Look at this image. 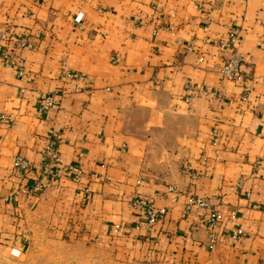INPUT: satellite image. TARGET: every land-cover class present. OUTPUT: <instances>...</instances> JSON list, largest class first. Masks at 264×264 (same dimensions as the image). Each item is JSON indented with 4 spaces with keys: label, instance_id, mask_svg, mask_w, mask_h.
Wrapping results in <instances>:
<instances>
[{
    "label": "crops",
    "instance_id": "crops-1",
    "mask_svg": "<svg viewBox=\"0 0 264 264\" xmlns=\"http://www.w3.org/2000/svg\"><path fill=\"white\" fill-rule=\"evenodd\" d=\"M232 31L238 82L219 74ZM73 162L79 179L56 174ZM189 197L216 212L214 244ZM38 238L69 264H264V0H0V256Z\"/></svg>",
    "mask_w": 264,
    "mask_h": 264
},
{
    "label": "built area",
    "instance_id": "built-area-1",
    "mask_svg": "<svg viewBox=\"0 0 264 264\" xmlns=\"http://www.w3.org/2000/svg\"><path fill=\"white\" fill-rule=\"evenodd\" d=\"M81 15L78 14L75 16L76 22H80ZM236 34L235 31H232L227 36L226 42H222L219 44V47L221 49H227V56L223 59L222 63L219 66V74L221 79H227L232 82H238L242 79L243 76V70L241 69V65L243 64V56L241 52H239L234 46L236 42ZM19 44L25 45L28 44L27 40L24 37L19 38ZM17 72L19 74L22 73V69L18 68ZM62 73L64 75L69 76L70 72L66 70L65 68H62ZM249 85L248 84H242V89L244 91L248 90ZM211 92L218 94L217 88L210 89ZM241 98H245V94H242ZM185 100L188 99V97H184ZM53 102V98L49 93H45L42 96V99L40 101V108L41 109H47ZM44 154H47V160L44 163V165L38 169V172L41 170L47 172L50 169V166L53 165L51 163H55L58 159L54 152L53 145H48L44 149ZM12 165L14 169L22 172V173H28L29 171H32V166L30 163L25 160L22 157H15L12 160ZM67 173L70 174L74 179H79L82 173V165L79 162H73L70 164H67L65 166H62L61 168H57L56 174L60 173ZM184 175L189 174L191 177L195 176V173L191 172L190 169L186 166L183 168ZM42 189V183L41 180L35 177H33L28 185L22 186L16 191H14V196L18 194H26V195H38ZM10 197V199H12ZM135 204L140 205L143 208L144 214L146 216V220L149 224H153L156 221L163 218L165 215L166 210L163 208L154 209L153 206L146 202L143 199H137L135 201ZM195 206L197 209H201L204 212L205 218L202 221V224L204 228L207 230L208 233V243L209 245H212L217 240V234H218V222H217V214L213 210L212 207H210L209 203L206 201V199L201 197H189L185 207H184V213H187L191 210V207ZM238 233V232H237ZM237 233H233L232 237H235Z\"/></svg>",
    "mask_w": 264,
    "mask_h": 264
},
{
    "label": "rangeland",
    "instance_id": "rangeland-1",
    "mask_svg": "<svg viewBox=\"0 0 264 264\" xmlns=\"http://www.w3.org/2000/svg\"><path fill=\"white\" fill-rule=\"evenodd\" d=\"M25 259L6 260L0 256V264H69L74 257L70 254L66 243L38 238L30 241ZM78 246L77 259L83 258L86 251L85 246ZM80 251V252H79Z\"/></svg>",
    "mask_w": 264,
    "mask_h": 264
},
{
    "label": "trees",
    "instance_id": "trees-1",
    "mask_svg": "<svg viewBox=\"0 0 264 264\" xmlns=\"http://www.w3.org/2000/svg\"><path fill=\"white\" fill-rule=\"evenodd\" d=\"M23 174V173H22Z\"/></svg>",
    "mask_w": 264,
    "mask_h": 264
}]
</instances>
